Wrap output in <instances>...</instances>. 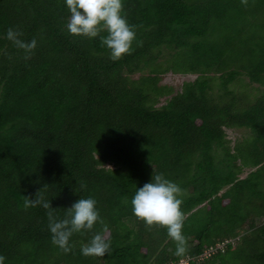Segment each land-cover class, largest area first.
<instances>
[{
  "label": "trees",
  "instance_id": "16d2710c",
  "mask_svg": "<svg viewBox=\"0 0 264 264\" xmlns=\"http://www.w3.org/2000/svg\"><path fill=\"white\" fill-rule=\"evenodd\" d=\"M123 4L143 43L113 61L99 36L69 34L65 0H0L4 264H264V94L251 102L230 87L246 75L264 92V0ZM9 27L36 39L30 59L6 39ZM166 72L196 77L176 90ZM240 127L251 133L231 147L227 130ZM245 167L256 168L240 178ZM159 173L185 190L182 257L166 229L132 212L136 189ZM40 189L59 218L94 198L110 254L81 252L99 224L74 234L70 253L55 246L47 210L23 206Z\"/></svg>",
  "mask_w": 264,
  "mask_h": 264
},
{
  "label": "clouds",
  "instance_id": "9594fccd",
  "mask_svg": "<svg viewBox=\"0 0 264 264\" xmlns=\"http://www.w3.org/2000/svg\"><path fill=\"white\" fill-rule=\"evenodd\" d=\"M65 3L70 13L67 22L69 34L87 39L99 36L101 46L106 47L113 61H118L125 55H132L135 51L134 44L136 47H142L143 42L137 39L136 26L129 24L127 20L123 0H65ZM241 3L247 6L248 0H241ZM101 33L107 35L101 36ZM22 36L23 32L17 28L7 29L6 39L17 49L23 50L24 58L27 60L34 53L37 41L32 39L30 42H25L21 39ZM8 58L11 59L10 56ZM168 73L166 72L164 76ZM80 188L84 189L85 185L81 183ZM184 196V189L176 182L167 179L163 173H159L152 175L151 182L137 188L131 199L132 212L138 220L144 222L149 229L153 227L166 229L168 237L175 243L174 255L177 257L185 256L189 250V238L183 232L186 218L182 210ZM23 206L25 209L39 206L47 210L52 243L63 253L68 254L72 251L71 238L74 234L85 235L93 232L99 224L102 226L101 231L91 236V239L81 247V252L85 257H104L110 254L111 242L106 236L108 228L94 198H80L66 209L63 218L56 215L55 209L41 189L37 191L35 198L25 196ZM228 241L231 242L226 240L209 246L200 256L210 247H216L220 243H224L223 247L217 250L224 251ZM4 261L5 257L0 255V264H4ZM181 261L185 262V260Z\"/></svg>",
  "mask_w": 264,
  "mask_h": 264
},
{
  "label": "rangeland",
  "instance_id": "374dc122",
  "mask_svg": "<svg viewBox=\"0 0 264 264\" xmlns=\"http://www.w3.org/2000/svg\"><path fill=\"white\" fill-rule=\"evenodd\" d=\"M193 75L187 73V74H181V73H168L164 80L173 84L175 86V89L177 90L180 88V84L185 78H191ZM184 77V78H183ZM196 77V74L194 75V78ZM230 87L233 89V93L235 95H243L245 97V100L248 99L249 101H253L257 97L263 96L264 92L261 90L263 88L262 86L253 83L249 80V78L246 75H241L239 78H237L234 82L230 84ZM248 95V98L246 96ZM165 97L159 99V103L163 102ZM250 135V130L242 127V128H232L227 130V139L229 141V145L232 147V144L234 142L242 140L244 137ZM254 168H248L245 167L242 174L239 175V177H244L246 174L253 170ZM248 190L246 188V194L248 195ZM248 198L246 197L244 201ZM264 222V217L256 218V224H261ZM208 255L204 254L198 258V260H202L203 258H206ZM185 263V262H183Z\"/></svg>",
  "mask_w": 264,
  "mask_h": 264
},
{
  "label": "built area",
  "instance_id": "2783aa9c",
  "mask_svg": "<svg viewBox=\"0 0 264 264\" xmlns=\"http://www.w3.org/2000/svg\"><path fill=\"white\" fill-rule=\"evenodd\" d=\"M223 244H224V243H220V244H217L216 247H210V248L205 252V254H206V255H209V254L214 253L218 248H222V247H223Z\"/></svg>",
  "mask_w": 264,
  "mask_h": 264
}]
</instances>
